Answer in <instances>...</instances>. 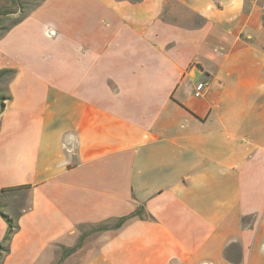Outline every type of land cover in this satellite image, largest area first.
<instances>
[{"label":"crops","instance_id":"obj_1","mask_svg":"<svg viewBox=\"0 0 264 264\" xmlns=\"http://www.w3.org/2000/svg\"><path fill=\"white\" fill-rule=\"evenodd\" d=\"M2 69L0 264H264V0H39Z\"/></svg>","mask_w":264,"mask_h":264},{"label":"trees","instance_id":"obj_2","mask_svg":"<svg viewBox=\"0 0 264 264\" xmlns=\"http://www.w3.org/2000/svg\"><path fill=\"white\" fill-rule=\"evenodd\" d=\"M16 4L18 5L19 8H16L19 12H20V15L11 23V24H14L16 23L17 21L21 20L26 14L27 12H23L22 9V0H15ZM17 7V6H16ZM16 10V11H17ZM16 11L13 12L12 10H8V11H5V12H1L0 13V19L1 17H6L10 14H16ZM5 30L7 29L4 28ZM14 74V71L11 70V69H2L0 70V84L4 81V80H9ZM7 99V96L5 95L4 93V90L3 88L0 86V107L2 108L3 106V102L4 100ZM9 191H12V190H5V189H2L0 190V200L3 198L4 194L9 192ZM141 211H136V213L134 214H131L129 216H126V217H123V218H120L116 224L114 225V228H119L120 226H122L128 219L134 217L135 215H137L138 213H140ZM0 216L4 219V221L6 222L7 224V232H6V235H5V238H4V243L5 242H8L9 239H10V236L11 234L13 233V230H14V226L12 224V220L5 214L3 213L1 210H0ZM0 246H2L0 244Z\"/></svg>","mask_w":264,"mask_h":264},{"label":"rangeland","instance_id":"obj_3","mask_svg":"<svg viewBox=\"0 0 264 264\" xmlns=\"http://www.w3.org/2000/svg\"><path fill=\"white\" fill-rule=\"evenodd\" d=\"M15 0H0V13L8 10H12L15 12L19 8L15 3ZM39 2V0H22V9L23 12H28L35 3ZM17 6V7H16ZM20 12L17 10L16 14H10L6 17H1L0 19V34L4 30V28L8 27L18 16ZM5 86V84H3ZM2 86V87H4ZM7 195V194H6ZM6 201V200H5ZM8 201V199H7ZM7 205V204H5Z\"/></svg>","mask_w":264,"mask_h":264},{"label":"built area","instance_id":"obj_4","mask_svg":"<svg viewBox=\"0 0 264 264\" xmlns=\"http://www.w3.org/2000/svg\"><path fill=\"white\" fill-rule=\"evenodd\" d=\"M205 83H200L196 86V96H200L202 89L204 88Z\"/></svg>","mask_w":264,"mask_h":264}]
</instances>
